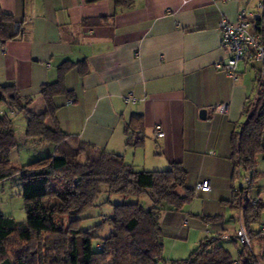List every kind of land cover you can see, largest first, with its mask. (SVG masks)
<instances>
[{
    "label": "crops",
    "instance_id": "0c3cea01",
    "mask_svg": "<svg viewBox=\"0 0 264 264\" xmlns=\"http://www.w3.org/2000/svg\"><path fill=\"white\" fill-rule=\"evenodd\" d=\"M258 2L0 0L2 9L24 30L18 38L0 41V84L15 85L24 97L33 98L32 110L45 111L42 87L56 82L59 67L70 61L65 90L52 97L55 113L48 124L124 155L137 170H164L182 162L188 171V189L194 191L199 182L210 181L209 191L194 192V198H203L199 217L211 218L207 236L229 233L231 238L223 240L236 243L232 236L242 222V212L231 203V138L246 119L247 101L255 97L258 63L242 60L236 79L214 64L231 55L222 45V19L237 21L242 8L257 18ZM129 92L135 101H125ZM221 104L228 105L227 112L216 109ZM204 108L205 119L200 116ZM5 113L12 116L19 141V114L0 105V117ZM134 113L144 117L145 141L137 147L127 145L125 129ZM156 123L164 125L165 137L155 136ZM22 134L26 135V128ZM249 191L264 205V153L257 156V174ZM141 200L151 202L148 196ZM183 210L157 211L164 241L167 234L176 233L172 225H180L182 235L190 223L200 226ZM263 223L264 210L255 229L261 230ZM255 250L264 253V246L256 244Z\"/></svg>",
    "mask_w": 264,
    "mask_h": 264
},
{
    "label": "trees",
    "instance_id": "16d2710c",
    "mask_svg": "<svg viewBox=\"0 0 264 264\" xmlns=\"http://www.w3.org/2000/svg\"><path fill=\"white\" fill-rule=\"evenodd\" d=\"M255 28L264 34V16L255 19ZM23 32V24L0 5V41L5 43L18 38ZM71 65L70 61H65L59 67L58 80L43 85L42 93L47 101L45 111L32 110L33 98L24 97L15 85L0 84V105L27 116L26 137L55 146L51 155L25 165H13L11 153L19 143L14 120L7 113L1 115L0 180L19 175L27 219L22 223L0 213V264H43L36 248L46 234L68 239L65 247H60L59 238L53 240L52 248L58 259L51 261L52 264H73L75 260L77 264H99L109 258H113L114 264H264V253L255 250L256 244L264 246V232L254 227L261 222L264 205L259 200L252 203L255 197L249 194L257 174V156L264 153V85L256 97L247 101L246 119L231 138L234 164L231 203L242 211V221L251 236V247L240 244L234 234L232 240L240 245L235 258L223 243L221 233L202 239L188 257L168 262L163 258L164 236L156 213L181 211L194 199V191L186 184L188 171L182 162H173L164 170H137L124 155L98 148L76 136H68L57 126H50L48 119L55 113L52 97L65 90L64 75ZM125 129L127 145L144 144L142 114L134 113ZM239 169L251 180V184L243 189L237 188ZM103 192L119 194L123 200L117 203L108 200L112 204V213L89 228H81L85 212L97 205ZM143 196L149 197V205L141 200ZM66 215L70 225L64 228L61 218ZM75 224L78 226L74 227ZM106 229L110 233L103 237ZM76 238L81 239L77 253L74 249ZM11 241L18 247L13 254ZM64 254L69 258L62 262L60 257Z\"/></svg>",
    "mask_w": 264,
    "mask_h": 264
},
{
    "label": "rangeland",
    "instance_id": "374dc122",
    "mask_svg": "<svg viewBox=\"0 0 264 264\" xmlns=\"http://www.w3.org/2000/svg\"><path fill=\"white\" fill-rule=\"evenodd\" d=\"M40 108V107H36ZM18 118L16 119V126L18 130L19 135V143L17 147L12 151L11 153V162L13 165H25L28 164L34 160H37L39 158L51 155L53 153V144H36V141L40 140H33L26 137V135H23L22 132L26 128V121L27 116L24 112L18 113ZM50 147V148H49ZM23 186H22V180L19 177V175L8 178L4 181L0 180V213L8 216H12L16 221L18 222H26L27 219V212L25 207V200L22 194ZM194 192L196 193V187L194 189ZM121 197V198H120ZM123 200L122 196H118V194H109L106 192H103L97 201V205L87 210L84 214L86 217L82 222L80 227L83 229L89 228L101 221L102 218L105 216H108L112 213V204L110 202H107L110 200L112 203L121 202ZM101 201V202H100ZM203 206V198L202 197H195L190 203L186 204L184 206V213L187 215L193 216L197 219V221L200 222V226H191L187 225V229H185L184 235H182L183 229L179 225H172L174 232V235L167 234L164 241V251H163V258L164 260L170 262L172 260L176 259H182L188 257L191 252L196 250L199 245L200 241L204 239L208 234V230L211 229L209 226H206V224L210 223V220L208 219V215H206L204 218H200L199 215L202 211ZM191 222V221H190ZM61 224H63L64 228L68 227L69 224V216H65L61 218ZM202 225V226H201ZM78 224H75L74 227H77ZM181 232V233H180ZM109 229H106L102 236L108 235ZM177 233H180L178 235ZM56 237V238H55ZM58 243L61 244L60 247H65L64 245L67 244L68 239L64 238L62 235H45L42 238V242L37 246L36 249H38V253L41 254L43 258V264H52L51 261H55L58 259L57 256H55V249H53V240L58 239ZM81 239L76 238L74 240V249L77 253L78 245L80 244ZM16 243V242H15ZM13 241H11L10 251L13 254L17 247V243L15 244ZM223 243L226 245L228 244L229 248L232 250L233 255L237 256L238 250L240 248L239 244H236L229 240H223ZM95 247L98 248V244H95ZM54 251H53V250ZM52 251V252H51ZM49 254V255H48ZM99 257V256H98ZM66 258H69L68 254H64L60 257V260L62 259L65 261ZM102 257L99 258V260ZM108 260V261H107ZM102 260L99 264H114L113 258ZM68 262V261H67ZM55 263V262H53ZM56 264V263H55ZM61 264H64L61 263ZM73 264H77L76 260L73 262Z\"/></svg>",
    "mask_w": 264,
    "mask_h": 264
},
{
    "label": "built area",
    "instance_id": "2783aa9c",
    "mask_svg": "<svg viewBox=\"0 0 264 264\" xmlns=\"http://www.w3.org/2000/svg\"><path fill=\"white\" fill-rule=\"evenodd\" d=\"M259 15L264 16V0L258 2ZM257 17V18H258ZM255 19L251 16L245 8H242L239 12L238 20L230 22L227 19H222L220 22V28L222 31L221 41L222 45L231 51V55L225 60H219L215 62V67L219 70L225 71L229 77L236 79L238 77V66L242 60L253 61L258 63L257 69V90L255 97L261 92L264 85V34L255 28ZM126 102L135 101L136 98L132 92H129L124 96ZM73 102V99H69V103ZM219 112H227L228 105L221 104L216 108ZM154 133L157 138H163L166 135L164 125L162 123H156L154 126ZM251 184L249 177H244L242 170H238L237 188L243 189ZM211 189L210 181L203 180L196 186V192L209 191ZM257 198L252 199V203L257 202ZM241 210V209H240ZM242 212V211H241ZM185 222L183 225H185ZM261 230L264 232V223L261 225ZM223 238H231V234L223 233ZM235 237L242 245L251 247V236L247 232V229L241 222L240 226L235 231ZM262 264V263H258Z\"/></svg>",
    "mask_w": 264,
    "mask_h": 264
},
{
    "label": "water",
    "instance_id": "95a60500",
    "mask_svg": "<svg viewBox=\"0 0 264 264\" xmlns=\"http://www.w3.org/2000/svg\"><path fill=\"white\" fill-rule=\"evenodd\" d=\"M206 115H207V109H201L200 110V116L201 118L205 119L206 118Z\"/></svg>",
    "mask_w": 264,
    "mask_h": 264
}]
</instances>
